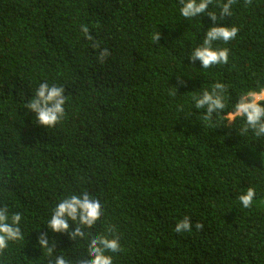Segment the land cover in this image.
I'll return each instance as SVG.
<instances>
[{
	"label": "trees",
	"instance_id": "obj_1",
	"mask_svg": "<svg viewBox=\"0 0 264 264\" xmlns=\"http://www.w3.org/2000/svg\"><path fill=\"white\" fill-rule=\"evenodd\" d=\"M224 2L208 10L219 16ZM179 9L178 0H0V200L24 212L27 237L0 264L39 260L33 245L51 209L83 192L102 204L93 235L113 226L119 237L113 264H264V139L242 137L241 119L224 127L238 96L264 86V0H236L215 24ZM213 26L238 34L213 44L229 49V63L203 69L187 56ZM45 81L67 97L51 129L25 108ZM216 82L228 86L226 108L204 121L193 92ZM249 187L245 209L238 196ZM185 216L192 230L178 234ZM49 236L57 254L86 255L87 240Z\"/></svg>",
	"mask_w": 264,
	"mask_h": 264
},
{
	"label": "clouds",
	"instance_id": "obj_2",
	"mask_svg": "<svg viewBox=\"0 0 264 264\" xmlns=\"http://www.w3.org/2000/svg\"><path fill=\"white\" fill-rule=\"evenodd\" d=\"M180 4V15L185 20H190L197 16L207 15L215 24L218 19L223 20L225 16H231V6L236 0H226L219 6V16L217 12L209 11V6L214 0H178ZM252 0H245L246 4H251ZM86 34L88 29L82 28ZM238 34L235 26H213L205 34L202 42L191 50L188 54L190 62L199 61L203 69H208L214 65H227L229 63L228 48H214V42L221 41L227 43ZM91 39L90 36L87 37ZM153 39L159 42L160 33L156 32ZM94 48H99L98 43H93ZM110 55L107 49L99 52L98 61L103 63ZM174 88V87H173ZM172 89V88H170ZM175 93L177 94V90ZM228 86L224 83L216 82L211 89L203 88L200 92H193L192 100L194 108L203 110V120L211 122L213 116L219 117L226 108V93ZM67 97L65 89L56 84L42 82L36 88L34 94L28 99L25 108L35 114V123L47 129L57 126L65 117V104ZM233 111L225 118L226 128L236 119L243 121L239 129V134L243 137L250 131L257 139H264V86H258V90H248L242 92L236 102L232 105ZM256 190L249 187L238 196L239 202L247 209L253 204ZM26 211V209H25ZM102 204L99 199L94 198L87 192L79 195L70 194L59 200L51 209L50 216L45 227L49 231H40L37 236L34 248L42 252L39 260H26L27 264H113L111 254L121 251L119 237L115 234L113 226H107L105 233L93 235L90 231L103 216ZM26 216L23 211L15 208L9 201L0 200V255H3L12 244L27 241L23 223ZM195 228L202 230L203 225L196 223ZM192 230V223L189 217L185 216L175 225L176 233ZM53 234H67L69 239L75 244L82 240H87L86 255L75 259L66 256L65 252L57 254V242L49 236ZM27 243V242H26Z\"/></svg>",
	"mask_w": 264,
	"mask_h": 264
}]
</instances>
